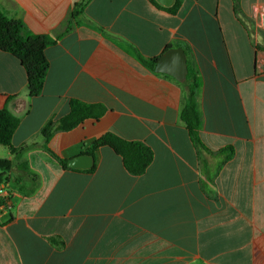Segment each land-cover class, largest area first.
I'll list each match as a JSON object with an SVG mask.
<instances>
[{"label": "crops", "instance_id": "crops-1", "mask_svg": "<svg viewBox=\"0 0 264 264\" xmlns=\"http://www.w3.org/2000/svg\"><path fill=\"white\" fill-rule=\"evenodd\" d=\"M87 1L0 0L28 32L61 36L45 51L36 98L21 62L0 50V110L19 118L12 145L22 149L0 145V159L13 161L0 264H264V26L255 12L264 0H184L176 14L167 11L175 0ZM168 45L185 50L202 80L205 149L180 119L185 82L139 60ZM71 100L107 110L56 132L48 151L42 129ZM108 132L153 150L145 174L131 175L109 147L93 172L55 157L87 154Z\"/></svg>", "mask_w": 264, "mask_h": 264}, {"label": "trees", "instance_id": "trees-1", "mask_svg": "<svg viewBox=\"0 0 264 264\" xmlns=\"http://www.w3.org/2000/svg\"><path fill=\"white\" fill-rule=\"evenodd\" d=\"M87 2L75 4L71 12L72 19H76L82 13ZM183 2L184 0H175L172 7L167 8V11L171 14H176ZM60 37L48 34L37 35L28 32L21 20L8 17L0 8V50L13 55L21 62L27 74V90L30 98L39 97L43 93L49 70V61L45 51L48 47L58 43ZM171 47V45H168L163 53ZM138 57L146 68L155 72L159 56L146 58L139 55ZM185 86L187 92L180 112V119L188 130L196 149H205L200 138L202 122L197 105V96L202 86V80L195 67L189 61ZM106 110L103 104H87L79 100H71L70 112L66 116L58 120H50L43 127L44 148L50 151L47 143L56 132L71 131L86 119H99L105 114ZM19 123V118L14 116L7 108L0 110V145L8 147L11 153L16 154V156L20 154L22 149L18 150L13 147L12 138ZM102 147H109L119 155L122 158L125 169L133 176L145 174L154 160L153 150L143 142L125 140L112 132H108L94 140L86 149V153L92 155L95 159L93 167L87 171L93 172L96 170V154ZM55 157L65 169H68V161L66 159ZM21 167L25 170L28 168L26 164ZM12 168V160L0 159V185L7 187V183L10 182L8 174ZM49 241L58 249L64 248V243L55 237L49 238Z\"/></svg>", "mask_w": 264, "mask_h": 264}, {"label": "water", "instance_id": "water-1", "mask_svg": "<svg viewBox=\"0 0 264 264\" xmlns=\"http://www.w3.org/2000/svg\"><path fill=\"white\" fill-rule=\"evenodd\" d=\"M167 4L166 0H159ZM264 26V19H263ZM156 73H165L178 82L184 83L188 74L187 55L183 48H170L166 50L160 57L155 67ZM94 157L90 154H81L67 162L70 169L89 170L94 165Z\"/></svg>", "mask_w": 264, "mask_h": 264}, {"label": "built area", "instance_id": "built-area-1", "mask_svg": "<svg viewBox=\"0 0 264 264\" xmlns=\"http://www.w3.org/2000/svg\"><path fill=\"white\" fill-rule=\"evenodd\" d=\"M256 14L258 15L261 23H263V19H264V5L263 6H258L255 9ZM9 190L8 188H6L4 185H0V200H1V208L3 210H7L10 207V199H9Z\"/></svg>", "mask_w": 264, "mask_h": 264}]
</instances>
